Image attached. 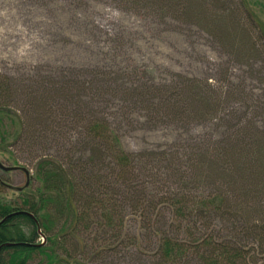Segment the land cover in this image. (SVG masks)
I'll return each instance as SVG.
<instances>
[{
	"label": "trees",
	"instance_id": "trees-1",
	"mask_svg": "<svg viewBox=\"0 0 264 264\" xmlns=\"http://www.w3.org/2000/svg\"><path fill=\"white\" fill-rule=\"evenodd\" d=\"M115 1L156 17L157 24L198 27L231 54L264 61V22L247 0ZM114 57L87 80L50 81L55 88L46 85L48 94L35 89L33 76L21 92V114L8 107L20 85L0 75V140L25 147L43 137L63 141V157L39 158L21 196L5 201L0 189V264H85L71 250L81 251L79 242L96 222L117 238L119 224L126 230L127 210L157 236L154 264H264V132L248 118V108L241 115L222 106L232 97V83L181 72L165 82L156 67ZM98 101L114 108L104 112ZM110 117L184 126L192 140L184 150L129 151ZM221 122L230 130L224 137L197 130ZM71 126L79 128L73 150L67 147ZM177 133L174 138L185 139Z\"/></svg>",
	"mask_w": 264,
	"mask_h": 264
},
{
	"label": "rangeland",
	"instance_id": "rangeland-1",
	"mask_svg": "<svg viewBox=\"0 0 264 264\" xmlns=\"http://www.w3.org/2000/svg\"><path fill=\"white\" fill-rule=\"evenodd\" d=\"M247 2L264 22V0ZM156 20L154 16L127 9L115 0H0V75L9 77L21 87L20 93L9 100V110L21 114V92L29 88L33 76L38 80L35 89L48 94L44 91L46 85L48 90L54 91L50 81H63V77L68 76L78 77L79 82L87 80L100 63L110 62V57L115 55L116 62L156 67L157 79L165 82L177 78L176 72L197 75L223 86L230 81L232 97L226 101L222 99V106L231 111L236 109L241 115L248 108L251 111L248 118L263 127L264 132V61L256 57L248 61L231 54L221 47L220 40L201 32L198 27L161 25ZM64 69L67 72L62 73ZM49 74L58 79L50 78ZM90 98L87 95L86 100ZM98 102L103 105L102 101ZM115 103L123 102L115 99ZM112 108L114 106L110 105L106 110L102 106L104 112ZM110 120L111 128L121 136L123 148L129 151L165 150L174 145L184 150L192 140L184 126L132 123L125 117L118 123L111 117ZM248 128L256 136L263 135L260 129ZM197 130L220 137L230 133L223 122L216 128ZM67 132V147L73 150L71 142L76 146L79 128L71 126ZM177 132L184 134L185 139L174 138ZM0 133L3 135L1 129ZM240 134L242 132L239 138ZM243 137L240 140L244 141ZM45 139L43 137L33 147L16 146L8 137L9 143L0 140V145L4 144L2 148H7L6 152L0 151V165L3 166L0 167V180L4 185L0 184V189L5 201L21 196L18 190L27 184L28 171L34 174L39 158L45 155L63 157L60 152L62 139L49 142ZM172 140H175L173 144ZM80 153L76 152L77 156ZM127 213L125 232L119 224L115 238L114 232L96 222L79 242L81 251L71 250V256L85 264H154L157 236L147 230L131 210ZM38 239L43 243V236Z\"/></svg>",
	"mask_w": 264,
	"mask_h": 264
}]
</instances>
